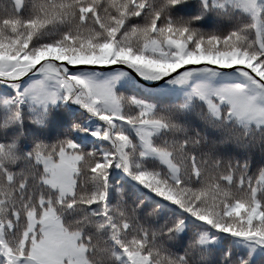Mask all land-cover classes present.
<instances>
[{
  "label": "trees",
  "instance_id": "16d2710c",
  "mask_svg": "<svg viewBox=\"0 0 264 264\" xmlns=\"http://www.w3.org/2000/svg\"><path fill=\"white\" fill-rule=\"evenodd\" d=\"M1 57L168 73L194 62L240 63L257 76L237 68L247 75L230 80L264 85V3L251 13L236 0H0ZM115 69V93L170 116L162 129L169 139L153 142L178 167L141 153L127 106L110 112L91 94L90 111L63 88L55 104L36 105L0 76V264H27L38 236L26 231L46 207L78 235L70 257L79 264H133V250L149 264H264V126L229 107L215 115L188 88L152 87ZM81 70L66 76L83 83L90 75ZM107 135L129 145L126 162ZM62 150L79 175L46 170Z\"/></svg>",
  "mask_w": 264,
  "mask_h": 264
},
{
  "label": "rangeland",
  "instance_id": "374dc122",
  "mask_svg": "<svg viewBox=\"0 0 264 264\" xmlns=\"http://www.w3.org/2000/svg\"><path fill=\"white\" fill-rule=\"evenodd\" d=\"M236 1L251 13L258 12V8L264 3V0ZM135 70L148 83H154L168 74L163 70H154L144 66H135ZM29 75H41L43 78L37 77L28 81L25 78ZM66 75H68V69L63 65L46 62L35 68L27 60L0 58V76L8 82L12 89L33 104L41 106L55 104L60 95L59 90L63 88L65 95L70 97L73 102L90 111L92 108L91 94L94 101H99L102 109L107 111L122 112V105L127 106L125 115L129 119L128 121L133 122L139 131L141 153L146 157L158 159L169 168L178 167L175 164L176 162L173 161L171 157L173 154L169 152V149L161 150L153 142V140L169 139L168 136L163 134L162 129L167 127L166 122L171 119L170 116L163 111L155 110L154 107L148 109L147 106H140L142 105L140 100L137 101L140 105L133 108V101L135 102L137 98L129 100L125 93H115L109 86V78L112 75H121L120 70H81L77 75H90L86 76L83 83H77L67 78ZM234 75L247 74L239 70L225 71L208 66L189 68L165 81L161 86L173 89L188 88L198 98L206 101L209 109L215 115L219 114L220 109L223 110L225 107H229V111L233 115L239 116L242 122L248 125L264 126V85L251 77V83L248 86H243L230 80ZM67 104H70V102L68 101ZM138 109H141V111ZM111 133L116 135L114 131ZM115 135L111 138L107 135L106 144L109 148L116 149L120 159L123 158L126 162L129 158V145ZM183 141L178 140L179 144L176 147L180 148L184 144ZM129 144L131 145V142ZM207 146L206 143L198 142L193 147L205 148ZM62 151L54 157L58 161H54V158L49 160L46 170H49L52 175H56L58 179L62 178L63 175H68V173L76 174L77 172L79 175L80 171L76 165H66L61 161L62 156L67 155L69 157L70 155L68 152L67 154L64 152L66 150ZM177 162L183 165L181 161L178 160ZM126 170H129L128 166ZM44 209L45 216L43 220L32 218L30 227L26 231L27 233L32 232L34 238L38 236L27 264H79L70 257V252L76 247L78 235L63 230L62 225L55 219L52 210L47 207L42 210ZM243 244L248 245L251 249L253 248L248 243V239ZM130 258L133 264H149L148 255L142 254L140 250L131 251Z\"/></svg>",
  "mask_w": 264,
  "mask_h": 264
},
{
  "label": "water",
  "instance_id": "95a60500",
  "mask_svg": "<svg viewBox=\"0 0 264 264\" xmlns=\"http://www.w3.org/2000/svg\"><path fill=\"white\" fill-rule=\"evenodd\" d=\"M61 64H64L68 69L70 70H76V69H96V70H101V71H107V70H111L114 68H123L125 70H127L129 73H131L132 75H134L138 81L147 84L149 86L152 87H156L162 83H164L165 81L169 80L170 78L176 76L177 74L181 73L182 71L189 69V68H198V67H203V66H209V67H213V68H218L220 70H234L237 69L239 67L244 68L246 70H249L253 73V75H256L250 68H248L247 66H244L242 64L239 65H234V66H220L214 63H210V62H194V63H189L186 65H182L180 67H178L176 70L172 71L171 73L163 76L162 78H160L158 81L154 82V83H147L145 82L140 75L129 65L125 64V63H113V64H104V65H99V64H78V65H72L66 61H62ZM39 65H36L35 68H37Z\"/></svg>",
  "mask_w": 264,
  "mask_h": 264
}]
</instances>
